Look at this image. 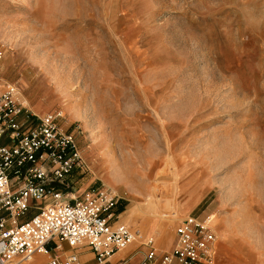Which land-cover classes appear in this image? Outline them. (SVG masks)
<instances>
[{
	"label": "rangeland",
	"instance_id": "374dc122",
	"mask_svg": "<svg viewBox=\"0 0 264 264\" xmlns=\"http://www.w3.org/2000/svg\"><path fill=\"white\" fill-rule=\"evenodd\" d=\"M0 78L75 127V196L112 190L158 252L209 217L214 264H264V0H0Z\"/></svg>",
	"mask_w": 264,
	"mask_h": 264
},
{
	"label": "built area",
	"instance_id": "2783aa9c",
	"mask_svg": "<svg viewBox=\"0 0 264 264\" xmlns=\"http://www.w3.org/2000/svg\"><path fill=\"white\" fill-rule=\"evenodd\" d=\"M19 93L0 78V264L27 262L35 254L45 258L42 264H84L82 248L92 264H118L110 256L137 232L116 220V194L100 186L74 195L69 176L83 165L75 127H62L58 111L32 112ZM28 209L33 212L23 218ZM173 233L168 251L158 252L151 237L142 241L137 264H214L209 217L187 214Z\"/></svg>",
	"mask_w": 264,
	"mask_h": 264
},
{
	"label": "crops",
	"instance_id": "0c3cea01",
	"mask_svg": "<svg viewBox=\"0 0 264 264\" xmlns=\"http://www.w3.org/2000/svg\"><path fill=\"white\" fill-rule=\"evenodd\" d=\"M217 243V242H216ZM135 243H132L130 244V246L127 248V249H124L122 250L121 252L119 253H116L112 258L114 260H111V262H118V264H135L136 261L138 260V257L136 259H133V261L131 263L129 262H121V261H118L124 257H126V255L132 250V245H134ZM136 245V244H135ZM131 249V250H130ZM217 249H216V246H215V262L217 260V253H216ZM41 256L40 255H36L33 257V259L31 260V262L29 261L28 263H25V264H39L40 261H41ZM247 264V263H237V262H233V261H229V262H224V263H221V264ZM137 264V263H136Z\"/></svg>",
	"mask_w": 264,
	"mask_h": 264
},
{
	"label": "bare ground",
	"instance_id": "6f19581e",
	"mask_svg": "<svg viewBox=\"0 0 264 264\" xmlns=\"http://www.w3.org/2000/svg\"><path fill=\"white\" fill-rule=\"evenodd\" d=\"M2 79V78H1ZM20 94V93H19ZM20 97H21V94H20ZM21 101H22V98H21ZM23 103V102H22ZM25 105V104H24ZM26 106V105H25ZM27 107V106H26ZM61 114V113H60ZM62 115V114H61ZM63 116V115H62ZM64 117V116H63ZM80 153V152H79ZM81 155V154H80ZM82 157V156H81ZM155 206V203H154V201L152 202V200L149 198V201L146 203V207L147 208H151V207H154ZM139 209V208H138ZM155 211V210H154ZM141 212V211H140ZM135 214H136V212L133 210V209H130L129 210V212H128V215H129V219L130 220H133L134 219V217H135ZM122 215V214H121ZM128 218V217H127ZM126 224V223H125ZM133 230H135L136 232H137V236L136 237H134L133 238V241L130 243V244H132V243H135V242H139V241H141V243H142V238H143V235H142V233H141V231L140 230H138V229H134V228H132ZM129 244V245H130ZM128 245V246H129ZM128 246L126 247V248H128ZM125 248V249H126ZM124 250V249H123ZM120 251H122V250H120ZM119 251V252H120ZM116 253H118V252H116ZM115 253V254H116ZM115 254H113L112 256H110V259L112 260V257L115 255ZM36 255H39V254H35V255H33L32 257H34V256H36ZM31 257V258H32ZM31 258H30V260H31ZM31 262V261H30ZM32 263V262H31Z\"/></svg>",
	"mask_w": 264,
	"mask_h": 264
}]
</instances>
